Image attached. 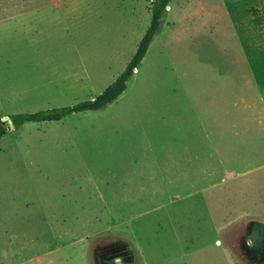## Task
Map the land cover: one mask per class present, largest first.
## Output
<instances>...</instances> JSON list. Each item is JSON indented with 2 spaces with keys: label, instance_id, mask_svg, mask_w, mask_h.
Wrapping results in <instances>:
<instances>
[{
  "label": "rangeland",
  "instance_id": "rangeland-1",
  "mask_svg": "<svg viewBox=\"0 0 264 264\" xmlns=\"http://www.w3.org/2000/svg\"><path fill=\"white\" fill-rule=\"evenodd\" d=\"M16 5L30 11L6 19ZM151 5L0 0V117L94 99L136 52ZM260 6L171 0L116 100L7 129L0 264H262L264 221L241 215L264 210L261 173L240 176L241 157L204 138L210 65L238 52L231 31L264 55Z\"/></svg>",
  "mask_w": 264,
  "mask_h": 264
},
{
  "label": "crops",
  "instance_id": "crops-1",
  "mask_svg": "<svg viewBox=\"0 0 264 264\" xmlns=\"http://www.w3.org/2000/svg\"><path fill=\"white\" fill-rule=\"evenodd\" d=\"M14 8L16 14L6 19H24L30 11L21 5ZM232 37L239 45L238 52L225 54L223 64L213 62V66L210 65V94L214 96L207 108L208 131L204 138L213 155L241 157L242 170L237 174L243 177L257 171L261 173L257 180L264 181V55L250 53L247 41L231 31ZM225 174L231 178L237 175L233 168L225 169ZM259 210L256 215L244 212L241 215L264 221V210ZM257 224L264 229V222ZM258 234L264 232L259 229ZM259 248H262L259 251L264 264V246Z\"/></svg>",
  "mask_w": 264,
  "mask_h": 264
},
{
  "label": "trees",
  "instance_id": "trees-1",
  "mask_svg": "<svg viewBox=\"0 0 264 264\" xmlns=\"http://www.w3.org/2000/svg\"><path fill=\"white\" fill-rule=\"evenodd\" d=\"M170 1L171 0H152L151 21L148 29L138 43L136 52L131 57L125 69L120 73L116 80L108 85L102 93L97 95L92 100L82 101L70 107L51 108L40 110L34 113L15 114L10 117L13 125L18 126L25 122L60 121L61 119L75 113L100 110L116 100L126 89L127 82L131 79L135 69L146 55L149 45L160 29L161 19L164 16ZM260 2V7L252 8V11L257 14L256 18L254 19V21L257 23V27L261 24V22H263V14L258 15V12L262 10L264 13V0H260ZM6 131L7 128L2 123L0 117V138L5 135Z\"/></svg>",
  "mask_w": 264,
  "mask_h": 264
},
{
  "label": "water",
  "instance_id": "water-1",
  "mask_svg": "<svg viewBox=\"0 0 264 264\" xmlns=\"http://www.w3.org/2000/svg\"><path fill=\"white\" fill-rule=\"evenodd\" d=\"M1 121L7 129H11L13 127L12 120L8 118L7 116L2 117Z\"/></svg>",
  "mask_w": 264,
  "mask_h": 264
},
{
  "label": "flooded vegetation",
  "instance_id": "flooded-vegetation-1",
  "mask_svg": "<svg viewBox=\"0 0 264 264\" xmlns=\"http://www.w3.org/2000/svg\"><path fill=\"white\" fill-rule=\"evenodd\" d=\"M252 245H254V243H252ZM255 248H256V246H255Z\"/></svg>",
  "mask_w": 264,
  "mask_h": 264
},
{
  "label": "bare ground",
  "instance_id": "bare-ground-1",
  "mask_svg": "<svg viewBox=\"0 0 264 264\" xmlns=\"http://www.w3.org/2000/svg\"><path fill=\"white\" fill-rule=\"evenodd\" d=\"M172 9V8H171Z\"/></svg>",
  "mask_w": 264,
  "mask_h": 264
}]
</instances>
